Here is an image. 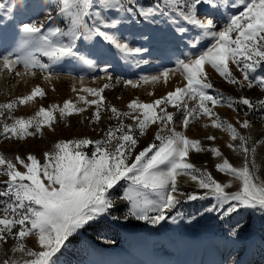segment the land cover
Wrapping results in <instances>:
<instances>
[{"label": "snow or ice", "instance_id": "obj_1", "mask_svg": "<svg viewBox=\"0 0 264 264\" xmlns=\"http://www.w3.org/2000/svg\"><path fill=\"white\" fill-rule=\"evenodd\" d=\"M50 3L54 5L56 15L66 22L67 29H45V22L53 19L52 11L47 8L45 20L20 23L19 41L13 50L15 58L13 52L0 56V71L13 72L16 65L22 64L24 74L35 75L33 70L39 69L47 80L52 77V65L72 58L89 68L102 65L100 70L108 74L110 65L106 58L112 50L126 61L145 51L117 34V26L127 21L107 16L109 10L125 12L133 19L139 16L152 24L159 23L156 17L160 16L181 35L191 29L197 33L190 41L193 47L203 37H210L213 42L187 60H177L175 69L141 77L144 83L157 82L161 78L167 83L170 74L179 72L186 83L150 103L134 98L127 104L129 111L121 112L109 105L112 114L109 119L116 118L118 124L110 126L103 138L58 140L51 150L43 153L42 160L31 152L26 157L16 154L14 159L0 153V176L7 177L0 181L4 185L0 188V197H8L0 206V243L8 236L13 237L15 244L11 252L21 254L20 259L8 258L0 264H55L57 253L72 233L113 209L115 201L109 190L116 191L122 181L128 182L122 188V195L118 196L119 201L127 203L124 218L132 216L153 225L164 221L168 211L181 199L197 201L210 197L211 202L203 211L215 212L222 217L230 216L238 209L259 207L264 210V180L255 173L256 145L262 141L257 140L249 146L250 136L241 134L233 123L213 111L219 104H226L233 111H237L236 105L246 106L248 110L264 109V99L253 102L244 95L238 98L223 93L214 95L208 91L214 85L207 72V66H210L230 85L252 88L258 84L264 89V75L254 79L250 76L264 62V0H154L149 6L128 0L134 5L131 7L125 6L122 0H50ZM5 7L0 3V10ZM222 8L237 11L227 15L225 24L217 31L216 13ZM35 53L47 57L48 62H42ZM230 65L236 67L240 78L234 75ZM15 74L21 75L20 72ZM106 78L112 79L110 74ZM79 79L80 89L73 86L72 91L77 93V99L84 107L66 99L62 106L50 104L46 108L41 105L29 117L11 116L17 105L46 95L39 85L28 94L0 103V117L7 112L12 121L7 123L0 119V136L25 139L42 134L43 126L51 127L55 123V113L63 118L82 113L89 105L96 106L91 120L99 121L101 108L106 103L102 93L110 83L93 88L84 86L83 77ZM123 83L137 87L140 81L124 80ZM80 92L93 98L88 99ZM188 101H193L191 106ZM169 105L182 112L185 129L203 115L210 119L212 127L228 132L231 141H239L230 142L227 147L243 154L242 166H233L227 158L215 165L218 172L239 181L237 190H227L231 187L230 182L218 181L206 168L188 162L190 151L199 153L206 149L199 139H191L184 131L176 130L175 113L168 110ZM244 116L247 117L248 112ZM123 117H130L134 124H125ZM236 123L242 129L251 127L247 118H237ZM150 124L160 125L153 142L135 151L139 142L136 133L145 135ZM207 139L214 141L215 137L210 135ZM207 150L214 157L222 156L218 147ZM181 176L190 178L202 191H180ZM149 212L156 214L149 215ZM238 228L237 224L229 235L236 236ZM30 236L36 238L38 250L24 243Z\"/></svg>", "mask_w": 264, "mask_h": 264}, {"label": "rangeland", "instance_id": "obj_2", "mask_svg": "<svg viewBox=\"0 0 264 264\" xmlns=\"http://www.w3.org/2000/svg\"><path fill=\"white\" fill-rule=\"evenodd\" d=\"M154 0H136L142 6H149ZM6 5L0 10V56L13 52L19 41L18 25L30 20H45L46 8L52 11V21L45 22V29L48 27H61L67 29L66 22L56 15L55 7L50 0H0ZM125 6H134L128 0H122ZM242 10V8L240 9ZM237 9H221L216 13V30L219 31L226 22L229 14L236 13ZM111 18H122L127 21L117 26L115 31L132 46L145 49L144 52L135 57L124 60L119 54L112 50L106 58L110 65L108 74L112 79L106 78L105 72L100 70L102 65L96 68H89L86 65L72 58L52 65V77L45 79V74L39 69H34L35 75L24 74L22 64H18L13 72L0 71V103H6L18 96L28 94L34 86L39 85L46 93L44 97H37L25 105H17L11 112L13 117H29L38 111L41 105L46 108L50 104L62 106L66 99L84 107L83 102L78 101L77 93L72 91L73 86L78 90L81 87L80 77L84 78V86L99 88L105 83L110 87L104 89L102 95L105 105L101 108L99 121H92L95 105H89L85 111L79 114L66 115L60 118L55 113L56 121L51 127L43 126L42 134L37 133L25 139H15L0 136V153L8 158L20 154L23 157L31 152L39 159H43V153L52 149L53 144L61 139H74L88 137L96 140L103 138L104 133L110 126H116V118L109 119L112 115L108 106H115L121 112L129 111L127 104L134 98L139 101L150 103L153 100L165 95L175 87H182L186 81L183 76L176 72L170 74L167 83L161 78L157 82L144 83L141 77L153 76L161 73L164 69H175L177 60H187L190 56L198 54L207 48L213 41L210 37H203L196 47L190 43L197 35L193 30L186 34H179L174 31L162 17L157 16L159 23L152 24L145 22L137 16L133 19L125 12L117 13L109 10L106 13ZM203 18V15H201ZM38 59L47 63V57L41 53H35ZM234 75L238 78L241 74L234 65H230ZM15 72H20L17 76ZM210 82L214 88L208 91L214 95L223 93L225 96L249 97L253 102L264 99V89L258 84L252 88H241L238 85L228 84L210 66H207ZM257 75H264V62L257 67L250 76L254 79ZM119 78V82H117ZM124 80L140 81L137 87L125 86ZM81 95H86L80 92ZM88 99L93 97L87 96ZM189 105L193 101H188ZM211 107V104H209ZM237 111H233L226 104H219L213 108L221 118L227 119L241 132L250 136L251 142L256 145L255 173L264 180V109L256 108L248 110L246 106L236 105ZM169 111L175 113L174 126L177 131H184L191 139H199L205 151L196 153L190 151L187 157L188 162L199 168H206L215 179L224 183H231L227 190L235 191L239 181L226 173L218 172L215 168L223 158H227L235 167L243 164V154L235 152L227 147L228 143H239L231 141L228 132L211 126L210 119L201 115L194 119L185 129L182 125L183 114L173 106H168ZM248 112L245 117L244 113ZM237 118H247L251 121L250 128H240L236 123ZM7 123H11L9 114L5 112L0 117ZM125 124H134L130 117L122 118ZM160 125L150 124L146 134L141 136L137 132L138 144L135 151L141 150L153 142L154 135ZM34 131V129H30ZM214 136L215 140L210 141L208 136ZM158 143V141L156 142ZM218 147L222 152L221 157H214L209 149ZM90 154V149H88ZM20 170L22 166H20ZM6 176H0V181L6 180ZM127 181L120 182L116 191L109 190L111 198L115 201L114 207L108 213L97 217L95 221L78 229L62 245L55 257V264H264V210L257 208L238 209L230 216L222 217L218 213H205L203 209L209 206L211 198L197 201H186L181 199L180 203L167 213V218L159 224L153 225L135 217L124 216L127 213V203L118 200L122 195V188L127 186ZM4 185L0 184V188ZM179 188L183 192L202 191L196 188L195 182L190 178L181 176ZM149 196L154 198L151 193ZM8 197H0V206ZM180 213V216H177ZM149 212V215H155ZM172 217H176L175 220ZM239 225L236 236H230V231ZM24 243L28 247L38 250V243L34 236L25 238ZM15 240L8 236L6 241L0 243V261L8 258L20 259V253L11 252Z\"/></svg>", "mask_w": 264, "mask_h": 264}]
</instances>
